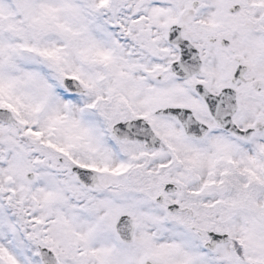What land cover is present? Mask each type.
Masks as SVG:
<instances>
[{"label":"snow or ice","instance_id":"6c2138e0","mask_svg":"<svg viewBox=\"0 0 264 264\" xmlns=\"http://www.w3.org/2000/svg\"><path fill=\"white\" fill-rule=\"evenodd\" d=\"M0 264H264V0H0Z\"/></svg>","mask_w":264,"mask_h":264}]
</instances>
